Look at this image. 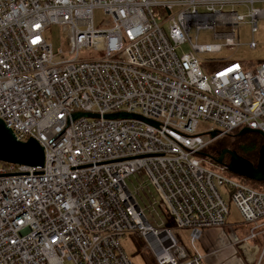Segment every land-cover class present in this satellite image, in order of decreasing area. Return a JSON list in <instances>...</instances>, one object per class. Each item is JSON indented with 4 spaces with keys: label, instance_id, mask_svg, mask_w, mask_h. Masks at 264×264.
<instances>
[{
    "label": "built area",
    "instance_id": "2783aa9c",
    "mask_svg": "<svg viewBox=\"0 0 264 264\" xmlns=\"http://www.w3.org/2000/svg\"><path fill=\"white\" fill-rule=\"evenodd\" d=\"M96 9L110 28L94 27ZM246 17L253 35L264 0H0V120L44 152L41 168L0 165V264H132L120 246L128 235L154 264H203L206 230L241 227L233 244L264 264V191L200 156L236 130L264 137V62L248 69L198 57L237 50ZM51 25L67 33L70 59L54 62ZM202 31L210 43L179 57ZM83 49L103 55L80 60ZM215 62L224 64L210 70ZM118 113L157 126L106 118ZM143 205L172 225L151 224Z\"/></svg>",
    "mask_w": 264,
    "mask_h": 264
},
{
    "label": "rangeland",
    "instance_id": "374dc122",
    "mask_svg": "<svg viewBox=\"0 0 264 264\" xmlns=\"http://www.w3.org/2000/svg\"><path fill=\"white\" fill-rule=\"evenodd\" d=\"M255 8H262V4H255ZM239 13L246 15L247 10L240 8ZM93 21L94 27L101 29H108L111 27V18L106 16L102 10L96 9L93 13ZM251 19L246 17L243 24H240L238 28L239 33V43L240 47L235 49L224 48L221 52L215 53H201L198 54L200 62H213V61H225L230 60L231 62L236 61L238 63H250L255 66L264 62V20L258 21V30L255 34H251L250 24ZM44 38L46 42L51 45L54 62H61L64 60H68L71 56L68 54V41H67V33L64 31V28L59 25H51L44 33ZM210 43V34L208 32H200L197 37L194 32L189 34V40L178 46L177 54L179 57H183L186 55H190L193 53L192 45H206ZM255 45V49H251L249 47L250 44ZM61 52V53H60ZM80 60L85 59H94L96 57H102V53H97L89 50H81L78 53ZM208 128V124H201L199 126V131L203 132ZM252 136L253 134H248ZM224 138V137H221ZM219 138V139H221ZM204 139H207V135H204ZM217 139V140H219ZM215 140L211 145L217 142ZM227 159V158H226ZM224 159L223 163L226 161ZM0 165H2L0 163ZM232 179L241 180L239 177L232 174ZM128 187L133 189L134 186L137 185V182L133 177L129 178L126 181ZM264 188V187H262ZM150 189V188H149ZM144 214L147 220L151 224H156V226H161L162 223L166 220V215L163 214L158 208L149 207L147 208L143 205ZM160 217V219H158ZM234 217V216H233ZM232 217V218H233ZM242 231L231 230L229 231L226 228L222 229H209L206 230L203 234V239H205L207 243V248L205 246L199 245L197 246V251L199 254L204 256L203 264H252L249 261V258L255 261V256L248 252V248L246 249L247 244H238L234 245L232 238L235 237L240 240L244 237L245 231H247V227H241ZM179 235L183 246L187 250H191L187 233L179 230L174 231ZM202 242V241H201ZM224 242L230 245V250L224 251L226 246L223 244ZM120 246L122 247L125 254L128 256L132 264H148L147 259H151V253L146 249L145 243L143 240L138 239L136 236L128 235L120 240ZM256 245H250L249 248ZM260 252L258 254V257ZM147 257V259L144 258ZM256 258V261L258 260ZM256 264V263H255Z\"/></svg>",
    "mask_w": 264,
    "mask_h": 264
},
{
    "label": "water",
    "instance_id": "95a60500",
    "mask_svg": "<svg viewBox=\"0 0 264 264\" xmlns=\"http://www.w3.org/2000/svg\"><path fill=\"white\" fill-rule=\"evenodd\" d=\"M79 117H97L87 113H76L73 118ZM108 119H136L141 120L150 125L157 126L156 123L142 118L141 116L134 114L118 113L107 115ZM253 133L250 129L244 128L240 130L239 135H246ZM215 133L211 134L213 138ZM229 157L227 164V170L236 176L255 181L264 182V144L260 147L258 152V160L256 166H254L248 160L240 157L237 153L229 151L227 149L222 150L216 160L217 165H223L225 157ZM0 163L19 165L32 168H41L44 163V152L42 147L33 139H29L27 142H18L13 132L6 127L4 122L0 120Z\"/></svg>",
    "mask_w": 264,
    "mask_h": 264
},
{
    "label": "trees",
    "instance_id": "16d2710c",
    "mask_svg": "<svg viewBox=\"0 0 264 264\" xmlns=\"http://www.w3.org/2000/svg\"><path fill=\"white\" fill-rule=\"evenodd\" d=\"M223 62H215L213 64H211L210 66V70H214L216 68H219L221 66H223ZM243 65L245 67H247L248 69H253L255 65L250 64V63H243ZM240 130H236L233 133H231L230 135L221 138L219 140H217V142L215 144H213V146L210 147L211 144H209L204 151L200 154L201 157L207 158L210 161L214 162L216 160V158L218 157L219 153L224 150L227 149L229 151L235 152L237 153L240 157L248 160L249 162H251L254 166H256L257 164V160H258V152L260 147L264 144V137L257 134V133H250L253 134L252 136L246 134V135H239ZM227 158V159H226ZM226 161L223 163V166H227L228 161H229V157L226 156L225 157ZM230 176L232 177V174H230ZM236 176V175H235ZM239 177V176H237ZM242 182H245L247 184H249L250 186H252L253 188L257 189V190H263L264 191V182H255V181H251L242 177H239ZM172 222L170 220V218H167L166 220V226H171ZM229 231L233 230H238V231H242L241 228H232V229H228ZM247 233V231H245V234ZM256 245L258 247L262 246V240L257 239L254 240L250 243V245ZM145 259H147L146 256H144ZM148 260V264H154L153 259H147Z\"/></svg>",
    "mask_w": 264,
    "mask_h": 264
},
{
    "label": "crops",
    "instance_id": "0c3cea01",
    "mask_svg": "<svg viewBox=\"0 0 264 264\" xmlns=\"http://www.w3.org/2000/svg\"><path fill=\"white\" fill-rule=\"evenodd\" d=\"M157 1H172V0H157ZM205 239H206V238H205ZM205 239L202 238V240H201V241H202V242H201V246H205V248H207V243H206ZM223 244L226 246V248H225V250H223L222 252L230 250V247H231V246L228 245V243L224 242Z\"/></svg>",
    "mask_w": 264,
    "mask_h": 264
}]
</instances>
